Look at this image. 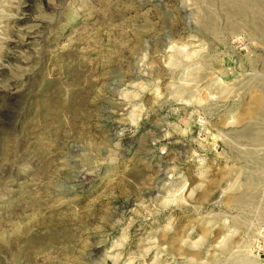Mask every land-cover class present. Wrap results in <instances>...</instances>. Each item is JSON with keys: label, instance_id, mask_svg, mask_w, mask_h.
<instances>
[{"label": "rangeland", "instance_id": "1", "mask_svg": "<svg viewBox=\"0 0 264 264\" xmlns=\"http://www.w3.org/2000/svg\"><path fill=\"white\" fill-rule=\"evenodd\" d=\"M0 264H264V0H0Z\"/></svg>", "mask_w": 264, "mask_h": 264}]
</instances>
